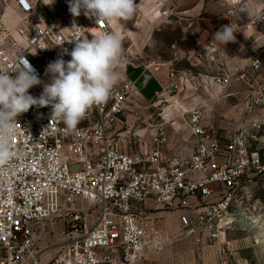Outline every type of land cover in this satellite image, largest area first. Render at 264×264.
Returning <instances> with one entry per match:
<instances>
[{
  "label": "built area",
  "instance_id": "1",
  "mask_svg": "<svg viewBox=\"0 0 264 264\" xmlns=\"http://www.w3.org/2000/svg\"><path fill=\"white\" fill-rule=\"evenodd\" d=\"M12 2L0 0V5ZM17 3L23 11H30L25 0ZM73 22L83 29L73 27ZM115 22L97 24L83 12L73 17L66 0L45 26L17 29L26 45L15 42L13 47L21 48L18 52L6 45L10 34L2 31L0 71L12 69L21 57L33 52L41 70L27 59L42 83L30 88L29 94L39 98L44 84L51 80L46 74L49 63L61 55L65 61L71 59L63 54V49L70 52L75 46L69 41L117 32ZM247 28L264 31V19L250 20ZM130 55V48H123L115 70L126 65ZM263 65L261 49L253 56L252 73L237 70L236 74L253 86L254 74ZM146 69L158 71L160 65L150 62ZM230 79L231 75L222 74L215 81L226 87ZM256 94L251 106L264 108V90ZM141 98L136 82L127 80L73 128L52 119L50 106H33L16 118V134L9 142L12 155L0 162V264H146L147 248L160 249L164 236L153 228L145 208L148 200L165 210L181 212L185 237H194L200 245L206 239L225 258L231 253L228 234L233 230L234 198L264 179V162L259 151L251 149L249 133L243 129L226 140L215 139L202 125V111L195 109L188 120L195 137L191 153L178 150L165 157L166 138L159 129L148 156L125 154L118 149L121 135L112 136L110 130L124 107ZM48 219L61 223L62 242L56 254L43 262L34 234Z\"/></svg>",
  "mask_w": 264,
  "mask_h": 264
},
{
  "label": "crops",
  "instance_id": "2",
  "mask_svg": "<svg viewBox=\"0 0 264 264\" xmlns=\"http://www.w3.org/2000/svg\"><path fill=\"white\" fill-rule=\"evenodd\" d=\"M25 2L30 6L28 12L22 10L17 0L3 9L0 5V42L2 31L6 30L22 46L18 41L20 36L15 35L17 29L45 26L58 15L66 0H54L52 4H45L47 0ZM135 3L139 11L132 18L133 26L142 29L152 21L156 31L169 26L180 37L171 44L173 54L169 59L155 61L160 65L158 71L130 61L116 70L117 85L134 81L142 95L138 103L127 104L112 124L110 134L121 135L119 151L148 156L153 138L161 129L166 138L162 148L165 157L178 150L191 153L195 137L189 128V113L200 109L202 125L213 138L223 141L245 129L252 139L251 149L259 151L264 162V108L251 106L256 93L264 90V65L254 74L253 86L236 74L237 70L240 74L252 73L253 56L264 49V31L247 28L250 21L247 13H240L238 17L239 0H135ZM258 6L264 8L261 0ZM167 20L174 23L166 26ZM230 24L237 30L235 41L225 45L217 42L215 33ZM222 74L231 75L226 87L215 81ZM62 155L66 159V148ZM72 167L77 169L79 165L72 164ZM145 208L159 214L163 210L153 200H148ZM171 223H168L170 229L174 226ZM167 241L163 236V246ZM203 244L219 253L206 239ZM151 249V246L147 248L146 264H174V247L157 254Z\"/></svg>",
  "mask_w": 264,
  "mask_h": 264
},
{
  "label": "clouds",
  "instance_id": "3",
  "mask_svg": "<svg viewBox=\"0 0 264 264\" xmlns=\"http://www.w3.org/2000/svg\"><path fill=\"white\" fill-rule=\"evenodd\" d=\"M52 3L54 0H47L45 4ZM69 11L73 17L83 12L95 18L97 24L116 21L124 29L120 21L131 20L139 9L135 0H69ZM237 11L238 17L240 13H247L252 22L264 19V8L258 6V0H239ZM73 27L80 28L75 22ZM235 32L232 24L225 25L215 33V40L224 45L234 42ZM91 35V39L78 37L69 41L75 46L70 52L63 49V54L69 55L70 60L65 61L61 55L49 63L46 74H50L51 80L44 84L39 98L29 94V89L42 81L26 56L12 69L0 71V162L12 155L9 142L16 134V118L33 106H50L52 119L57 118L73 128L90 109L110 99L119 82L115 66L122 59L123 41L115 31Z\"/></svg>",
  "mask_w": 264,
  "mask_h": 264
},
{
  "label": "rangeland",
  "instance_id": "4",
  "mask_svg": "<svg viewBox=\"0 0 264 264\" xmlns=\"http://www.w3.org/2000/svg\"><path fill=\"white\" fill-rule=\"evenodd\" d=\"M131 22L132 19L121 20L120 24L124 29L117 22L114 24V29L121 35L123 48H130V54L133 53L129 56L130 63L145 67L150 62L166 60L172 56L171 44L180 37L176 30H170L168 26L160 32L156 31L152 21L140 29ZM165 22L166 26L174 23L172 20ZM15 35L18 36V33L15 32ZM13 36L10 34L5 43L14 48V52H18L21 48L13 47L16 42ZM19 39L20 44L25 47V43ZM27 58L41 70L42 65L35 60L33 52L28 54ZM233 202L234 224L233 230L228 234L231 253L226 258L220 253H215V250L206 244H197L194 237L186 238L179 219L181 212L165 209L160 210V214L158 211L149 212L154 230L162 232L168 238L164 246L151 249V252L157 254L168 247H174V264H264V179L238 192ZM170 222L174 224L171 229L168 227ZM34 237L36 250L42 254V261H48L56 254L61 244V223L55 219L45 220L39 225Z\"/></svg>",
  "mask_w": 264,
  "mask_h": 264
}]
</instances>
